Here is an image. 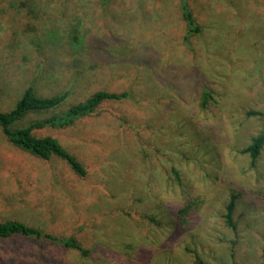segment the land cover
Instances as JSON below:
<instances>
[{"label": "rangeland", "instance_id": "obj_1", "mask_svg": "<svg viewBox=\"0 0 264 264\" xmlns=\"http://www.w3.org/2000/svg\"><path fill=\"white\" fill-rule=\"evenodd\" d=\"M188 1L203 33L186 42L179 0H32L30 16L0 0V110L29 84L39 95L69 90L63 109L86 91L130 92L70 127L34 130L78 155L84 179L0 129V221L88 249L16 236L0 239V264H264V144L255 163L242 151L264 131V0ZM53 29L61 38L47 41ZM27 38L35 42L22 47ZM93 41L106 67L77 87L95 68ZM189 200L190 222L179 226L176 210Z\"/></svg>", "mask_w": 264, "mask_h": 264}, {"label": "trees", "instance_id": "obj_2", "mask_svg": "<svg viewBox=\"0 0 264 264\" xmlns=\"http://www.w3.org/2000/svg\"><path fill=\"white\" fill-rule=\"evenodd\" d=\"M31 1L18 0L15 6L17 10H14L12 13L17 15L18 12H23L25 16H30V13H34L33 11L35 10V7L30 3ZM179 6L186 24V32L182 38L187 42L190 41V37L199 36L203 33V24L198 21L188 0H179ZM29 28L30 22L28 21L25 23V30ZM60 38L56 29L45 34L47 41H57ZM81 39V35H73V37H70V42L77 49L81 46ZM30 42L34 43L35 39L27 38V40L21 43V46L27 47ZM17 46L21 49L18 41ZM90 47L94 51L93 60L95 62V68L93 70L92 68H86L85 72H82L76 81L77 87L89 84L90 77L100 73L106 67L105 63L102 61L100 63L99 59L104 48L103 44L100 41H93L90 43ZM86 92V96L71 102L63 109L70 94L69 90L57 91L50 95H39L34 86L29 84L22 90L14 106L10 109L0 110V129L9 141L41 159L47 160L53 156L63 159L75 175L84 179L87 176L88 167L78 155L69 150L57 136L52 134H37L34 130L45 126L52 128L70 127L82 118L93 114H101V108L104 103L122 102L125 99H130V92L127 88L122 91L118 89L108 90L99 88ZM209 98H211V92L205 84H202L200 91L202 106H205ZM35 113L50 114L41 119L31 120L27 124L22 123V120L27 118L28 115ZM249 113L259 114L256 111H250ZM120 120L124 123L122 118ZM122 122L119 123V126H122ZM109 124L111 125L112 123ZM112 125L114 127V124ZM263 144L264 131H261L251 138L250 143L242 151L250 156L252 163H255L260 155ZM174 172L176 173V171ZM235 198V195L231 196L225 213L227 223L233 227L235 225L232 220V212L235 205ZM259 198L264 200V196ZM193 203L194 200H189L183 207L177 208V224L179 226H184L190 222L192 213L188 212V209ZM16 236L43 239L65 247L75 248L83 255H87L88 253V249H85L73 236L55 235L37 226L29 225L22 220L8 219L0 221V239H9Z\"/></svg>", "mask_w": 264, "mask_h": 264}]
</instances>
